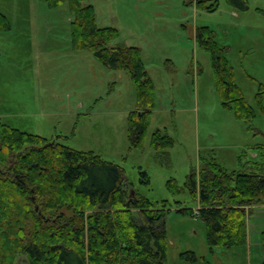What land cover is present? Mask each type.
<instances>
[{"label":"rangeland","instance_id":"374dc122","mask_svg":"<svg viewBox=\"0 0 264 264\" xmlns=\"http://www.w3.org/2000/svg\"><path fill=\"white\" fill-rule=\"evenodd\" d=\"M189 1L84 0L94 6L100 28L118 30L113 46L142 50L155 87L144 149L129 148L128 117L138 108L129 73L107 68L92 52L74 48L68 3L52 8L43 0H0V14L9 23L0 30V118L22 132L93 151L122 167L137 193L154 202L169 201L167 264H261L264 206L249 217V244L210 247L206 223L178 212L196 211L198 201L188 189L174 196L167 184L175 180L183 187L192 170L199 169L200 156L214 157L230 172L242 170V155L243 162L259 161L256 147L264 144V0H247L248 10L254 11L247 18H236L235 12L246 11L229 0H216L214 13ZM198 27L210 28L218 45L228 49L235 81L256 113L251 122L222 106L211 55L192 37ZM157 130L174 140L159 163L151 144ZM141 172L148 174L150 185L141 183ZM189 252L195 260L182 258ZM22 261L20 257L17 264Z\"/></svg>","mask_w":264,"mask_h":264},{"label":"trees","instance_id":"16d2710c","mask_svg":"<svg viewBox=\"0 0 264 264\" xmlns=\"http://www.w3.org/2000/svg\"><path fill=\"white\" fill-rule=\"evenodd\" d=\"M43 1L52 8L70 5L75 49L92 52L107 68L129 73L138 99V108L128 117L130 150L144 149L155 87L142 50L113 46L118 30L100 28L94 6L84 0ZM229 1L241 11L249 9L247 0ZM189 4L208 13L218 10L216 0ZM4 28L9 23L0 14V30ZM194 37L211 55L222 106L251 122L256 113L235 81L228 49L218 45L208 27L196 28ZM151 144L159 163L174 140L157 131ZM256 149L259 161L243 162L242 155L240 171L230 172L214 157L200 156L199 169L192 170L183 187L175 180L167 184L174 196L188 189L198 201L196 211L178 212L206 223L210 247L248 243L249 217L254 208L264 206V144ZM141 175V183L150 185L148 174ZM169 207V201L154 202L138 194L123 168L101 155L22 132L0 120V264H17L20 257L26 260L21 264H167ZM262 253L264 264V240ZM182 258L196 259L192 252Z\"/></svg>","mask_w":264,"mask_h":264},{"label":"crops","instance_id":"0c3cea01","mask_svg":"<svg viewBox=\"0 0 264 264\" xmlns=\"http://www.w3.org/2000/svg\"><path fill=\"white\" fill-rule=\"evenodd\" d=\"M187 3H188V1H186ZM185 2V3H186ZM92 5V4H91ZM242 12V11H241ZM250 12H254V11H252L251 9L250 10H248V11H246L245 12V14H241L240 15V13H238V12H235L236 13V18H247L246 16H247V14H249ZM192 37H194V36H192ZM160 69H161V67H160ZM163 70H166V68H162ZM0 120L3 122V120H2V118H0ZM157 131H160V130H157ZM156 131V132H157ZM155 133V132H154ZM45 138V137H44ZM50 140H53V139H50ZM54 140H57V141H59V139H54ZM60 142V141H59ZM130 148V147H129ZM255 157H257L258 158V154H256L255 155ZM139 194V193H138ZM141 195V194H140ZM199 207V206H198ZM249 220H250V218H249ZM249 220H248V226H249V228H250V224H249ZM248 241H249V229H248ZM247 244H249V242L247 243ZM262 259H263V253H262ZM262 259H261V262H262Z\"/></svg>","mask_w":264,"mask_h":264},{"label":"water","instance_id":"95a60500","mask_svg":"<svg viewBox=\"0 0 264 264\" xmlns=\"http://www.w3.org/2000/svg\"><path fill=\"white\" fill-rule=\"evenodd\" d=\"M131 195H134V192L131 190Z\"/></svg>","mask_w":264,"mask_h":264}]
</instances>
